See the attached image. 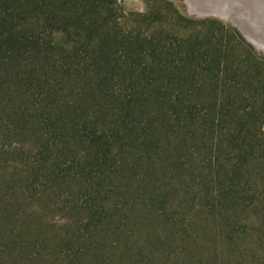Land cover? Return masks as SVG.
Segmentation results:
<instances>
[{
    "label": "trees",
    "instance_id": "16d2710c",
    "mask_svg": "<svg viewBox=\"0 0 264 264\" xmlns=\"http://www.w3.org/2000/svg\"><path fill=\"white\" fill-rule=\"evenodd\" d=\"M108 1L0 0V136L73 142L84 168L99 162L149 197L141 212L173 191L196 196L183 264H264V55L235 28L163 27L159 11L121 35ZM159 214L137 226L156 234L169 226Z\"/></svg>",
    "mask_w": 264,
    "mask_h": 264
},
{
    "label": "rangeland",
    "instance_id": "374dc122",
    "mask_svg": "<svg viewBox=\"0 0 264 264\" xmlns=\"http://www.w3.org/2000/svg\"><path fill=\"white\" fill-rule=\"evenodd\" d=\"M241 2L115 0L114 8L121 35L138 26L146 31L150 24L140 21L139 15L159 11L163 27L174 25L178 19L188 29L202 20L235 28L264 55V45L257 41L259 36L264 39V8H260L259 0H251L256 5H250L253 19L252 15L245 16L248 3ZM37 144L14 133L0 136V264H86L93 258L92 264H166V257L171 259L168 264H183L179 260L183 249L179 236L187 229L183 208L197 206L196 196L184 197L173 191L181 197L168 194L158 208L150 202L147 212H141L145 209L143 201L149 197L125 188L120 178L98 166L99 162L84 168L88 160L82 147L67 139H51L47 147ZM164 189L170 191L168 186ZM151 212H162L159 215L169 226L158 224L156 234L149 232L146 224L137 226L141 224L137 220H144L142 217ZM118 229L136 247L133 254L137 257L129 259L124 253L115 232ZM259 229L255 226L252 233L260 237ZM149 233L152 236L148 237ZM156 237L166 246L157 245L151 251L147 243ZM87 243L93 245L85 249Z\"/></svg>",
    "mask_w": 264,
    "mask_h": 264
},
{
    "label": "water",
    "instance_id": "95a60500",
    "mask_svg": "<svg viewBox=\"0 0 264 264\" xmlns=\"http://www.w3.org/2000/svg\"><path fill=\"white\" fill-rule=\"evenodd\" d=\"M242 2L241 3H245V4H247L246 5V7H244V10H245V16H250V15H252V17H253V19L255 18L254 16H253V14L251 13V7H250V5H253V6H255L256 7V5H254V2H252L251 3V0H250V2H247L248 0H241ZM259 4H260V8H264L263 7V4H264V0H259V2H258ZM258 4V5H259ZM203 12V14H206L207 13V11H202ZM256 19V18H255ZM249 37V36H248ZM250 38V37H249ZM258 40L257 41H259V43L261 44V45H264V39H262V36H259L258 38H257Z\"/></svg>",
    "mask_w": 264,
    "mask_h": 264
}]
</instances>
